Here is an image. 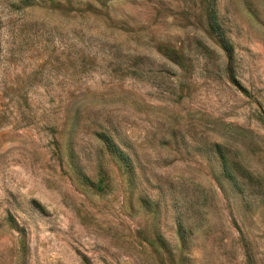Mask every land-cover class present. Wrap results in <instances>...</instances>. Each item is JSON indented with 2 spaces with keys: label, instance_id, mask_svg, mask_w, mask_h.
Listing matches in <instances>:
<instances>
[{
  "label": "rangeland",
  "instance_id": "rangeland-1",
  "mask_svg": "<svg viewBox=\"0 0 264 264\" xmlns=\"http://www.w3.org/2000/svg\"><path fill=\"white\" fill-rule=\"evenodd\" d=\"M44 1L0 0V264H264V0Z\"/></svg>",
  "mask_w": 264,
  "mask_h": 264
},
{
  "label": "trees",
  "instance_id": "trees-1",
  "mask_svg": "<svg viewBox=\"0 0 264 264\" xmlns=\"http://www.w3.org/2000/svg\"><path fill=\"white\" fill-rule=\"evenodd\" d=\"M35 1H41V0H35ZM44 3L48 4V6L50 7L54 6V0H45ZM209 23H210V27H209L210 31L215 33L217 30V27H216L213 17L209 19ZM218 33H216L215 36L217 37V42L219 44L220 49L224 51L226 54H229L226 42L221 39L222 37L220 33L219 34ZM163 54L165 57H168V60L177 64L179 59L173 52L163 51ZM93 137L100 144L101 149L99 150V152L101 151L102 153H106L109 157H111L118 164L122 172L126 176H128V178L132 179L133 178V167H132L129 157L125 155L113 143L111 138L108 135H106V133L95 132L93 133ZM220 160H221L222 166H224V168L222 167L224 175L227 176L231 180V182L235 184L234 175L232 176L231 173L225 168V164L228 165V162L222 156H220ZM232 166L233 164L228 165V168H230L231 171L234 170ZM97 170L98 172H97V178L95 182L92 183L88 180H85L84 182H86L89 185L90 189H92L93 191L102 192V191L107 190L108 188L107 178H106L105 172L102 170L101 167L98 166Z\"/></svg>",
  "mask_w": 264,
  "mask_h": 264
}]
</instances>
